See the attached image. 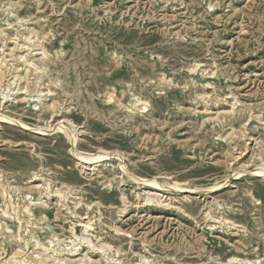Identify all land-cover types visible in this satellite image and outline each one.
<instances>
[{
	"label": "rangeland",
	"instance_id": "obj_1",
	"mask_svg": "<svg viewBox=\"0 0 264 264\" xmlns=\"http://www.w3.org/2000/svg\"><path fill=\"white\" fill-rule=\"evenodd\" d=\"M0 112V264H264V0H0Z\"/></svg>",
	"mask_w": 264,
	"mask_h": 264
},
{
	"label": "bare ground",
	"instance_id": "obj_2",
	"mask_svg": "<svg viewBox=\"0 0 264 264\" xmlns=\"http://www.w3.org/2000/svg\"><path fill=\"white\" fill-rule=\"evenodd\" d=\"M21 79V76H19L17 79H16V82H18L19 80ZM51 109L53 110V111H55V106L53 105V106H51ZM2 118H4V119H6V120H8V121H11V122H14V123H16L17 125H19V126H21V127H23V128H25V129H29L30 131H34V132H48V130H50V129H45L44 127H38V126H30L29 124H27V123H25V122H23L22 120H20V119H16V118H13V117H11V116H9V115H7V114H5V113H2V112H0V119H2ZM54 129H57V130H62V131H65L66 132V130H67V132L69 131V129L67 128V126L66 125H64L63 123H61V122H58L56 125H55V127H54ZM50 132V131H49ZM68 134V133H67ZM71 137V139L72 140H74V139H76V135H72V136H70ZM75 153V152H74ZM97 153V155H94V156H90V155H85L82 151H77L76 150V155H77V158H79V159H82V160H84V161H94V160H97V161H103V160H107V158H105L107 155H108V152H105V151H100L99 153L98 152H96ZM93 154V153H92ZM254 172L255 173H257L258 175H264V167H262V168H259V169H256V170H254ZM134 179L135 180H139L138 179V177L137 178H135V176H134ZM141 181V180H140ZM142 181H145V184L146 185H148L149 186V191L148 192H146L147 193V197H148V200L149 201H151V200H153V199H155L156 198V200H158V201H161L160 200V194H157L156 192H151L153 189H157L158 187H162V184L154 177L153 179H149V180H142ZM164 186V185H163ZM175 187H179L178 185H175ZM193 192H196V190H194L193 189ZM30 195V194H29ZM194 195V193H191V195H189L188 197H187V201L189 202V201H192V199H193V196ZM55 196V195H54ZM194 199H195V197H194ZM12 200V199H11ZM31 204H33V205H35V204H38V202L36 203V202H31ZM25 212L26 213H28V214H32L33 213V211H32V209L30 208V207H26L25 208ZM3 215V214H2ZM1 215V216H2ZM15 218V217H14ZM18 218V220H17V222L19 221H21V217H17ZM15 220H16V218H15ZM21 223V222H20ZM1 224V223H0ZM87 227V226H86ZM87 231V230H86ZM83 233H84V231H83ZM87 233V232H86ZM34 237V236H33ZM37 245L38 246H40L41 247V249L42 250H44L45 252H47V251H49V252H52V255L53 254H55V255H53V256H58V254H60L61 255V252H58L57 250H53V251H50V249L47 247V246H45V244H43L41 241H37ZM51 255V256H52ZM62 255H64V254H62ZM82 256V255H81ZM85 259V258H84ZM56 260H61V258H59V257H57L56 258ZM86 260V259H85ZM84 260V263H86V261ZM83 263V262H82ZM80 264V263H79ZM87 264V263H86Z\"/></svg>",
	"mask_w": 264,
	"mask_h": 264
}]
</instances>
